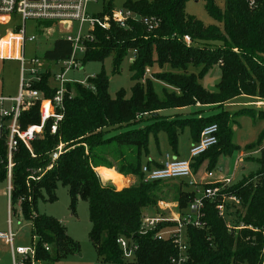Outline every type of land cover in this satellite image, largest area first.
I'll list each match as a JSON object with an SVG mask.
<instances>
[{
  "label": "trees",
  "instance_id": "16d2710c",
  "mask_svg": "<svg viewBox=\"0 0 264 264\" xmlns=\"http://www.w3.org/2000/svg\"><path fill=\"white\" fill-rule=\"evenodd\" d=\"M188 1L129 0L128 7L159 20L158 28L151 32L141 22L133 23L130 29L116 25L109 29L97 27L94 40L85 42L83 65L103 62L113 55V72L118 73L127 53L136 50L130 65L134 82L132 95L128 97L121 89L112 97L105 71L88 77L86 85L68 82L64 118L56 134L51 132V120L46 123L43 133L31 141V150L20 143L15 151L11 171V210L19 207L25 220L31 223L39 263H55L80 248L58 219L39 214L37 209L44 193L47 201L56 199L57 183L62 182L69 189L73 212L79 200L88 202L92 224L89 238L100 262L169 264L177 248L172 239H158L155 234L163 226L172 224L160 223L145 235L140 232L144 210L157 207L161 199L158 194L167 184L144 178V164L160 166L156 159H146L152 138L159 146V134L165 132L171 150L177 154L180 131L189 127L195 143L205 126L217 124L219 141L194 160L192 168L196 173L204 162H208L209 169H212L217 166L220 156L229 157L242 151L233 139L237 115L264 119V111L254 108H243L233 114L223 109L206 117L170 119L158 113L197 104L221 108L240 96L264 98V1L256 0L252 6L249 0H225V9L221 10L216 0H206V11L220 26H207L189 15L186 12ZM112 8L113 4L109 3L104 13L111 12ZM185 36L191 38L190 44L184 40ZM72 50L71 41L57 38L43 57L48 62L57 63L68 60ZM216 64L221 70V80L216 91H210L201 80ZM155 65L160 71L152 77L174 90L164 88L162 95L155 91L152 80L146 78L147 69ZM51 75V69H47L41 80L34 84V88L41 90L47 98H52L57 91L50 85ZM20 122L22 128L40 124L39 105L23 113ZM142 122L147 123L137 127ZM61 143L64 144L63 152L54 162L51 154ZM263 144L264 129L258 140L244 150H257ZM261 152L259 171L245 177L239 184L231 185L226 193L240 197L245 207L244 216L238 215L235 222L264 228V149ZM7 161V146L2 139L0 181L8 180ZM99 167L115 168L124 176H135L137 181L122 189L112 183L102 186L98 171L105 175L109 170ZM173 183L178 184L175 186L176 201L179 208L184 209L195 193L183 181ZM205 212L207 227L189 230L190 260L187 264L264 263L261 232L244 229L236 235L230 233L218 215L215 203L207 202ZM120 237L138 245L134 260L124 258L118 243ZM46 244L51 246V251L45 249Z\"/></svg>",
  "mask_w": 264,
  "mask_h": 264
},
{
  "label": "built area",
  "instance_id": "2783aa9c",
  "mask_svg": "<svg viewBox=\"0 0 264 264\" xmlns=\"http://www.w3.org/2000/svg\"><path fill=\"white\" fill-rule=\"evenodd\" d=\"M98 0H0V30L2 27L13 25L14 31L8 32L6 36L0 35V57L4 59H17L20 61V91L16 96L0 95V140L5 139L7 146V170H8V197L9 211L11 210L10 195L12 190L11 171L14 166L13 155L20 143H24L31 150V141L43 133L47 122L53 121L51 132L56 134L59 123L64 118V98L68 92L66 84L68 82H80L87 84L86 80L68 79L67 74L78 69L82 63L86 51L85 42L92 41L95 38L94 31L97 27L109 29L116 25L122 29H130L133 23H143L148 31H153L159 26V20L154 17L143 16L134 9L127 6L129 0H123V5L117 7L114 0H103L106 6L100 10L97 15H91L88 7L91 2ZM256 0H249L250 5H254ZM264 1V0H263ZM109 3L113 4L111 12L104 13ZM27 21L35 23V29L41 34H48L57 30L59 32L73 31L75 25L77 33H65L60 38H65L73 44L71 57L68 60L57 63L48 62L44 57L26 58V43L34 42L37 39L35 34L28 36ZM18 22V23H17ZM88 24L90 32L83 33V26ZM184 40L190 44L191 38L185 36ZM16 52V55H14ZM134 56L137 51L132 50ZM60 65L59 73H55L53 66ZM51 69L50 85L56 87L57 91L52 98L45 97L44 93L34 88V84L39 82L43 74ZM71 96L73 93H70ZM39 105L41 122L38 125H29L22 128L21 116L29 111L32 106ZM219 127L217 124L205 126L197 142L193 143L189 149L187 158H177L170 153H165L159 161L160 166L144 164L142 171L146 181H163L172 183L183 181L188 184L190 190L195 195L189 205L180 209L176 201L172 206L165 204L159 207L160 212L154 218H142L140 232L148 234L153 231L160 223H171L172 225L163 226L155 234L158 239H172L177 253L171 258L169 264H187L190 260V236L189 230L205 229L208 225L206 220L207 202L215 203L218 215L225 221L230 233L235 235L244 229H251L254 232L263 234L264 256V228L246 225L239 219L238 215L244 216L245 207L240 197L226 193L231 186L232 175L220 178L217 181L205 182L190 181L186 179L194 173L192 163L197 157L206 153L215 146L218 141ZM64 144L61 143L51 154L52 161H56L63 152ZM264 149L245 151L239 154L236 161L237 165L245 160V157L257 153ZM50 165L49 167H51ZM40 171V170H39ZM167 213V214H166ZM11 215H9L10 229L8 232H0V240H3L11 248L13 264H39L36 260V239H33L32 245L15 246L16 234L11 228ZM124 258L134 260L138 245L129 241L125 237L118 239ZM49 251L50 245H45ZM264 264V263H263Z\"/></svg>",
  "mask_w": 264,
  "mask_h": 264
},
{
  "label": "rangeland",
  "instance_id": "374dc122",
  "mask_svg": "<svg viewBox=\"0 0 264 264\" xmlns=\"http://www.w3.org/2000/svg\"><path fill=\"white\" fill-rule=\"evenodd\" d=\"M108 1V0H106ZM117 7L123 5V0H114ZM206 0H190L186 5V12L189 15L195 16L197 19L202 21L205 25L211 26H220V23L214 19L205 9ZM217 5L221 10L225 9V0H216ZM108 4V3H107ZM107 4L103 0H98L97 2H91L88 11L93 15H97L100 10L103 9ZM18 23V22H17ZM75 25V30L59 32L54 30L48 34H41L35 29V23L33 21H27V30L26 33L28 36L35 34L37 39L34 42L26 43V58L30 59L32 57H43L46 50L53 47V43L57 38H60L65 33H71L76 35L77 29ZM78 28V27H77ZM14 31L13 25L2 27L0 30V35L6 36L8 32ZM90 32L88 24L83 26V33L88 34ZM16 55V52H14ZM135 59L133 52L130 50L127 55L124 57L120 70L118 73L113 72V55L106 58L103 62L93 61L88 62L86 65H81L78 69L72 70L67 74L68 79L75 80H86L90 76L99 74L102 71H105L106 75L109 78V93L112 97L117 95V92L121 89H124L126 95L130 97L132 95L131 89L134 85V82L131 79L130 65ZM61 69L60 65L53 66L55 73H59ZM168 71V67L165 68ZM160 68L155 65L146 71V78L152 80L153 87L155 91L162 95L164 88H167V85L162 81L155 80L152 75L156 72H159ZM221 70L219 64L214 65L208 74L205 76L202 83L206 84V87L211 91H216V85L220 81ZM169 90V89H168ZM20 91V61L17 59H4L0 57V95L4 96H16ZM239 102H246L245 105H242ZM248 103H252L251 105ZM243 108H254L257 111H264V98L259 96L243 98L234 100L227 105H224L221 108H208L203 114H212L217 111H222L223 109L228 110L232 114L243 109ZM183 112L178 113L173 116L167 115V113H158L165 118H176L182 116H191L197 117L199 113L197 112ZM173 113V112H168ZM172 115V114H171ZM149 117L151 114L148 115ZM147 116V117H148ZM236 124L233 126L234 129V142L239 145L244 152V148L247 145L255 143L262 130L264 129V119H255L250 115H237ZM147 122H142L137 125V127L145 125ZM117 131H114L116 133ZM153 141L151 140V143ZM150 143V146H151ZM191 144L190 128L186 127L183 131H180L179 135V150L183 151L182 153H187L189 145ZM154 142L152 147H154ZM159 148L161 151H170L172 152L169 143L167 141V135L165 132H160L159 134ZM165 153V152H162ZM241 151L233 156H220L218 159V164L215 168L209 169V163L204 162L200 168L193 173L191 177L186 179L187 182L190 181H202L213 182L217 181L220 178H223L228 175H232L231 185L239 184L245 177L248 178L253 174L257 173L261 168L260 160L262 158V152L253 153L247 157L245 160L240 162L236 169H231V167L236 163L238 156ZM184 154V155H185ZM223 167V170L220 171L219 168ZM130 181L125 182V184H133L137 181V178L132 175H128ZM112 183L115 187L116 184ZM129 184V185H130ZM175 186L178 184L167 183L162 186L159 196L161 197L158 202L157 207H148L144 210V215L147 218H154L157 216V213L160 212L159 207L168 204L172 206L176 202V193ZM184 189L185 186H182ZM56 199L54 201H47V195L44 193V198H41L38 201L37 209L39 214L52 216L55 219H58L67 229L69 236L77 241L80 245L78 251L69 252L66 256L60 258L55 263H39V264H107L99 261L96 250L89 238V233L92 227L89 217V205L87 201L79 200L76 211L73 212L70 203L69 189L62 182L57 183V188L55 191ZM17 210V211H16ZM12 213L9 211V197H8V181H0V232H8L10 229L9 224V215H11L12 223L11 228L16 234L15 237V246H31L33 242L32 238V228L31 223L23 217L20 212V208L16 207ZM167 214V213H166ZM51 251V249L49 250ZM10 257V262L8 261ZM0 264H13V259L11 255L10 246L5 243L3 240H0Z\"/></svg>",
  "mask_w": 264,
  "mask_h": 264
},
{
  "label": "crops",
  "instance_id": "0c3cea01",
  "mask_svg": "<svg viewBox=\"0 0 264 264\" xmlns=\"http://www.w3.org/2000/svg\"><path fill=\"white\" fill-rule=\"evenodd\" d=\"M205 78V77H204ZM202 80H204V79H202ZM202 80H201V83H202ZM220 80H221V78H220ZM220 82V81H219ZM218 82V83H219ZM217 83V84H218ZM202 85L205 87V88H207L206 87V84L205 83H202ZM167 87H168V89L169 90H174V88H172V87H170V86H168L167 85ZM216 88H217V85H216ZM208 89V88H207ZM209 90V89H208ZM211 91V90H210ZM251 96H240V97H237V98H235V99H233V100H231V101H229L228 103H230V102H232V101H234V100H237V99H243V98H250ZM228 103H225L224 105H227ZM239 103H241L242 105H245L246 104V102H239ZM248 104H252V103H248ZM223 105V106H224ZM219 108V107H217L216 105H202V104H197V105H193V106H188V107H183V108H175V109H166V110H162L161 111V113H167V115H170V116H173V115H175V114H178V113H183V112H186V111H188V112H196V109H198L197 110V112H201V113H199V114H197L198 116L197 117H199V116H211V115H213V114H216V113H218V112H220V111H217V112H215V113H212V114H203V112H205L208 108ZM173 112V113H168V112ZM172 114V115H171ZM184 117H191V116H182V118H184ZM190 136H191V144L189 145V147H188V150L186 151L187 153L185 154V153H182V152H184V150L183 151H180L179 149H178V153L177 154H175L173 151L172 152H168V151H161L160 150V148H158L159 146L156 144V142L153 140V138H152V141L154 142V144H155V146L154 147H152V143H151V146H150V154H149V156L146 158L147 160H152V159H156L157 161H161V159H162V156L165 154V153H170V154H172L173 156H175V157H177V158H187L188 157V152H189V149H190V147L192 146V144L194 143L193 142V138H192V135H191V132H190ZM168 141V140H167ZM162 152H165V153H162ZM185 154V155H184ZM236 154V153H235ZM99 168H105V169H108V170H111V169H115V168H106V167H99ZM98 168V169H99ZM233 168H235V165H233L232 167H231V169H233ZM98 169H97V171H98ZM116 170V169H115ZM219 170L220 171H222L223 170V167H220L219 168ZM98 173H99V175H101L100 174V172L98 171ZM116 173H117V175H115V181H114V183L116 184V188L117 189H122L123 187H125V186H128L130 183H128V184H125V182H128V181H130L129 179H128V176H124V175H122V174H120L117 170H116ZM228 176H230V175H228ZM117 178H122L121 180H118L117 181ZM111 181H109L108 183H110ZM113 182V181H112ZM107 183V184H108ZM12 255V254H11ZM9 257V256H8ZM7 259H9L8 261L10 262V257L9 258H7Z\"/></svg>",
  "mask_w": 264,
  "mask_h": 264
},
{
  "label": "clouds",
  "instance_id": "9594fccd",
  "mask_svg": "<svg viewBox=\"0 0 264 264\" xmlns=\"http://www.w3.org/2000/svg\"><path fill=\"white\" fill-rule=\"evenodd\" d=\"M115 175H117L115 169H111V170L107 171V174H105V175H100L99 179L101 181L102 186L106 185L110 180H112L114 182L115 181Z\"/></svg>",
  "mask_w": 264,
  "mask_h": 264
},
{
  "label": "bare ground",
  "instance_id": "6f19581e",
  "mask_svg": "<svg viewBox=\"0 0 264 264\" xmlns=\"http://www.w3.org/2000/svg\"><path fill=\"white\" fill-rule=\"evenodd\" d=\"M121 179H122V178H117V181H118V180H121Z\"/></svg>",
  "mask_w": 264,
  "mask_h": 264
}]
</instances>
